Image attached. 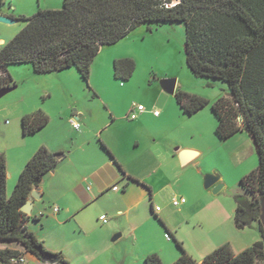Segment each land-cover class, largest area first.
Here are the masks:
<instances>
[{"label": "trees", "instance_id": "1", "mask_svg": "<svg viewBox=\"0 0 264 264\" xmlns=\"http://www.w3.org/2000/svg\"><path fill=\"white\" fill-rule=\"evenodd\" d=\"M4 4L0 0V8ZM11 18L26 26L0 49V89L17 85L7 72L12 65H32L40 75L75 68L89 81L91 66L104 46L118 44L145 24H185V55L192 74L222 81L229 89L228 96L213 105L219 121L217 135L227 140L246 132L255 145L259 166L241 181L252 199L235 197V226L243 230L256 223L263 240L239 254L225 244L202 263L177 243L181 257L173 264H258L264 258V229L260 223L264 199V0H64L61 10L40 9L31 16ZM135 69L131 59L114 62L117 80H130ZM176 99L189 116L209 104V100L184 91L177 92ZM49 123V116L41 110L26 115L22 118L23 134L35 135ZM56 155L41 147L27 163L9 197L7 158L0 153V242L22 245L43 264H51L48 256L58 260L54 264H70L27 230L26 223L32 218L21 210L43 177L58 165ZM23 255L11 249L0 250V264H15L12 261ZM145 264L164 262L152 254L145 258Z\"/></svg>", "mask_w": 264, "mask_h": 264}, {"label": "rangeland", "instance_id": "2", "mask_svg": "<svg viewBox=\"0 0 264 264\" xmlns=\"http://www.w3.org/2000/svg\"><path fill=\"white\" fill-rule=\"evenodd\" d=\"M45 1H41V4ZM47 1L51 8H54L50 10L63 9L64 0ZM4 10L5 8H0V15L5 13ZM39 10L37 9L35 14ZM25 26L26 23L22 21L13 25L0 23V36L10 42ZM185 43L186 28L183 23L142 25L118 44L101 49L91 66L89 81L84 80L75 68L40 75L29 64L8 67L7 70L14 74L17 85L13 92L0 99V148H8L10 151V169L15 170L21 164V157L39 139L51 140L57 137L61 141H68L70 145L78 136L69 124V117L75 111L83 114V118L79 119L83 129L95 130L99 126L105 128L112 125L114 119L116 126L117 123L122 124L121 121H131L128 117L135 113L138 105H143L146 112L151 113L144 114L141 120L140 114H137L136 120L131 123L141 121V134L145 141L156 137L158 144L173 152L179 146L189 145L197 146L203 152L196 164L181 166L177 179H174L176 182L173 191L178 195V199L184 197L187 201L197 202L194 207L196 211L201 204H208L205 213L213 217V220L225 216V240L235 235L230 229L247 242H253V238L261 239L256 223L243 230H238L235 226V197L243 195L252 199L241 185V181L259 166L255 145L246 132L238 133L227 140L219 138L216 133L219 121L213 111V105L228 96V86L219 80L194 76L186 62ZM121 59H131L136 63L135 72L128 81L115 78L114 62ZM167 79H177L176 93L184 91L209 100V104L193 116L184 114L176 95H170L162 88L161 82ZM39 110L49 116L50 124L39 134L41 136H29L27 139L30 140L17 141L18 131L21 138L23 137L22 118ZM155 111L161 114V118H154ZM121 127L126 129L128 126ZM114 129L115 127L107 129L104 136H108L113 142L116 138L112 134ZM98 140L99 138L95 137L94 141ZM141 152L147 153V149ZM126 157L132 164L131 168L137 173L146 172L129 154ZM178 160L181 164L179 156ZM198 169L201 174H197ZM207 175L221 178L224 187L219 193H214V187L205 189ZM10 186L15 188L16 185L13 186V182H10ZM11 193L12 191L9 197ZM154 204L155 207H163L162 198L155 199ZM50 208V203L40 205V211L46 214ZM99 208L100 211L96 210L97 218L105 215L109 220L107 225L99 222L100 228L91 232L93 238H97L91 244L93 247L97 244L101 250L108 247L107 256L98 257L101 264L108 260L111 264H145V260H141L145 252H151L161 244L165 245V229L155 213H152L150 199L147 205L137 210L143 226L136 235L132 231V224L116 214L114 207L109 208L106 203H102ZM174 209L178 213L181 208ZM148 215L151 220H148ZM178 215L180 214H176V217ZM51 218L44 216L42 222L46 227L42 233H47L51 244H56L60 232ZM102 228H107L109 232L100 230ZM66 233L71 231L66 230ZM118 236L120 237L114 241ZM51 246L57 248L56 245ZM164 247L171 254L178 249L174 242L172 246ZM89 251L96 255L91 246ZM29 264L35 262L31 261ZM258 264H264V258L260 259Z\"/></svg>", "mask_w": 264, "mask_h": 264}, {"label": "crops", "instance_id": "3", "mask_svg": "<svg viewBox=\"0 0 264 264\" xmlns=\"http://www.w3.org/2000/svg\"><path fill=\"white\" fill-rule=\"evenodd\" d=\"M4 1L5 13L1 15L6 17L31 16L37 9H54L51 8L47 0L44 4H41L43 0ZM7 43H9L8 40L0 36V49ZM7 72L14 79V74L8 70ZM147 113L151 112L145 111L140 114V120ZM77 117L81 119L83 114L75 111L69 117V124L78 134L77 138L70 141V145L68 141H61L57 137L51 140L39 139L21 157V164L15 170H11L9 166L10 151L8 148H0V153H4L7 158L8 196L10 191L13 193L15 189L11 188L10 182H13V186L17 184L27 163L41 147H46L54 154L63 155L62 159L58 160L56 168L43 177L39 187L40 200L33 201V210L29 215L32 219L26 223L27 230L43 241L50 252L61 254L70 264H101L98 262V257H106L108 247L101 250L98 244L94 247L91 245L97 239L91 235L92 230L100 228V219L97 218L98 212H96L97 209L100 211L99 205L106 203L109 208L110 206L114 207L116 214H119L121 218H126L132 224V231L136 235L143 226L137 210L141 206L147 205L149 199L152 213H155L164 226L165 232L163 234L162 231V234L165 245L161 244L151 252H145L141 258L142 261L149 255L157 254L164 264H173L181 257V250L177 246V243H181L189 255L197 262L202 263L206 256L225 244H230L234 252L239 254L263 240L261 236V239L253 238L254 240L251 239L253 242H247V240L238 237V233L230 228L231 233L235 235L231 239L225 240V216H219L216 220L207 216L205 212L209 207L208 204H201L196 211L194 207L197 202L187 201L182 197L186 202L178 207L181 209L176 213L173 202L179 199L173 191L176 182L174 179H177L181 166H192L202 157L203 152L197 146H179L173 152L158 144L156 137L145 141L141 134V121L136 124L131 123L133 121H121L123 123H117L116 126L114 119L113 124L107 125L105 128L99 126L95 130H88V128L81 127L80 130H75L71 120ZM154 118H161V114ZM122 125L131 129L128 127L123 129ZM114 127L112 134L116 137L114 138L115 142L108 136L104 137L105 131ZM46 128L32 136H41L39 134H42ZM17 134L19 142L30 140L27 139L29 136H24V134L21 138L19 131ZM57 136L59 137V134ZM95 137L99 138L98 142L94 141ZM103 144L107 146L113 156L109 154ZM143 149H147V153H142ZM184 150L194 151L197 155L188 164L181 165L178 156ZM128 154L134 161H138L146 172L141 174L132 169V164L126 157ZM118 165L122 167L123 171ZM197 172V174H201L200 169ZM220 183H222L221 180ZM159 198H162L163 207L154 206V200ZM46 203L52 204V208L47 214L40 211V205ZM156 208H160V212L157 213ZM171 208L174 211H168ZM176 214L180 215L176 217ZM45 215L51 216L53 224L59 229L60 233L56 244H51L47 233H42L46 227L42 222ZM34 217L40 218V220L34 221ZM148 220H151L149 215ZM66 230L71 233H66ZM100 230L109 232L107 228ZM220 232L221 235H219ZM166 235H170L172 240L168 241ZM173 242L178 249L171 254L164 246H172ZM51 245H56V250ZM90 246L95 250L96 255L90 253ZM5 249L24 253L25 264H29L31 261H34L35 264H43L32 254L27 253L24 247L18 243L0 242V250ZM105 264L111 263L108 260Z\"/></svg>", "mask_w": 264, "mask_h": 264}, {"label": "water", "instance_id": "4", "mask_svg": "<svg viewBox=\"0 0 264 264\" xmlns=\"http://www.w3.org/2000/svg\"><path fill=\"white\" fill-rule=\"evenodd\" d=\"M17 22V20L11 18V17H6L0 15V23L8 24V25H13ZM163 90L170 94V95H176V88H177V79H167L163 80L161 82ZM16 89L15 87L11 88H5V89H0V99H2L4 96L7 94L13 92ZM240 121H242V118L240 117ZM197 153L194 151L190 150H184L179 153V159L182 165L188 164L190 161H192L196 157ZM63 155L62 154H57L56 159L60 160L62 159ZM221 178L215 175H207L205 177V189L209 190L211 188L214 189V193L217 194L223 189V185L220 183ZM40 196H39V188H36L31 196V199L23 205L21 208L22 212L25 213L26 215H30L33 210V201H39ZM260 223L263 226L264 229V199L261 201V217H260ZM120 236L116 237L114 239L117 240ZM47 260L51 263L54 264L58 260L54 259L53 256H48Z\"/></svg>", "mask_w": 264, "mask_h": 264}, {"label": "built area", "instance_id": "5", "mask_svg": "<svg viewBox=\"0 0 264 264\" xmlns=\"http://www.w3.org/2000/svg\"><path fill=\"white\" fill-rule=\"evenodd\" d=\"M145 111H146V109H145V107H144L143 105H138V106L136 107V109H135V113L131 114V115L128 117V119H130L131 121L136 120V116H137V114H142V113H144ZM153 114H154L155 117H158V116L160 115V113L157 112V111L153 112ZM71 123H72V125H73V127H74L75 130H80V129H81V125H80V123H79V118H78V117L75 118V119H72V120H71ZM114 190H117V188H114ZM185 202H186L185 199L175 200V201L173 202V205H174L175 207H179L180 205L184 204ZM55 211L57 212L58 210L56 209ZM155 211H156L157 213L160 212V208H156ZM100 222H101L102 224L106 225V224L109 222V220H108L107 216L103 215V216L100 217ZM166 238H167L168 241H171V240H172V238H171L170 235H166ZM12 262L15 263V264H16V263H22V264H25V259H24V258L14 259Z\"/></svg>", "mask_w": 264, "mask_h": 264}]
</instances>
